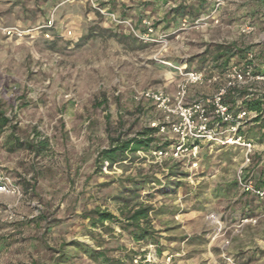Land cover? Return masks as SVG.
I'll return each instance as SVG.
<instances>
[{
  "label": "rangeland",
  "instance_id": "rangeland-1",
  "mask_svg": "<svg viewBox=\"0 0 264 264\" xmlns=\"http://www.w3.org/2000/svg\"><path fill=\"white\" fill-rule=\"evenodd\" d=\"M97 1L130 20L136 32L144 31L143 19L150 20L151 40L138 39L88 0H0V107L10 119L0 132V174L22 192L18 200L0 194V205H11L15 214L11 221L0 215V264H127L131 254L140 264H165L169 255L167 264H221V233L230 237L224 251L238 264H264V217L236 228L241 216L264 210V199L240 192L238 184L215 191L236 181L239 147L201 142L196 167L186 159L156 158L152 149L127 152L111 165L96 161L109 138L133 137L162 123L152 103L134 100L136 92L151 88L173 94L179 68L220 75V61L212 59L216 45L263 44L264 0ZM177 5L185 9L173 16ZM51 14L62 36L46 39L35 32L18 40L1 30L37 26ZM240 61L236 56L229 63ZM216 87L189 84L187 101L205 98ZM234 90L261 91L264 82ZM240 132L254 143L243 171L253 181L264 177V129L247 120ZM10 136L23 143L41 141L45 148L38 154L10 149ZM155 136L169 145L176 139L170 129ZM177 162L170 175L169 166ZM136 203L154 208L149 220L161 252L133 241L123 227L120 208ZM93 209L118 220L105 222V229L91 228L85 217ZM210 212L219 216V225ZM73 242L100 249L110 261L93 262Z\"/></svg>",
  "mask_w": 264,
  "mask_h": 264
},
{
  "label": "built area",
  "instance_id": "built-area-1",
  "mask_svg": "<svg viewBox=\"0 0 264 264\" xmlns=\"http://www.w3.org/2000/svg\"><path fill=\"white\" fill-rule=\"evenodd\" d=\"M90 7L99 14L107 17L115 24L129 27L134 35L144 41H150L153 32V24L150 20L143 19L144 31H135L130 20L122 18L107 8L106 5L99 3L97 0H88ZM219 2V1H218ZM218 5V3H217ZM5 37L8 39L22 40L25 37L33 38L35 32H40L46 39L62 36L58 30H55L53 15L38 24L28 28L20 26L1 27ZM51 32L56 34L53 36ZM67 34L71 32L66 31ZM252 54H247V60H251ZM178 73L180 80L176 85L173 94H168L160 89H145L136 92L133 96L136 102L147 101L152 103L162 114V123L153 126L158 127L160 133H164L165 129H170L176 139L169 145L167 150L157 149L153 151L156 158H162L168 155L171 159H186L191 167L198 165L199 146L201 142L210 145L233 146L239 147L242 154V164L237 172L236 181L238 188L242 193H249L257 199H264V183L260 187H256L251 175H246L245 169L251 162L254 150V143L244 138L240 134V129L245 121L252 120L257 115L255 111L230 107L225 101V97L229 91L241 88L251 83L264 82V74H253L251 65L248 62L229 63L220 75L211 74L209 77L201 70H185L179 68ZM216 84L214 92L201 99L187 101V86L189 84H201L203 82ZM0 194L12 196L16 200L22 196L21 189L12 181V179L4 174H0ZM0 215H5L6 219L11 221L15 219L14 210L11 205H0ZM208 217L216 224H220L219 216L214 212H210ZM259 217H264V210L258 216H241L236 228L245 224H255ZM22 219V217H19ZM221 228H219L220 233ZM221 238V264H238L232 255L226 254L225 248L230 243V237L220 234ZM153 246V244H149ZM172 256L166 257L167 264ZM135 264H140L139 257L133 259Z\"/></svg>",
  "mask_w": 264,
  "mask_h": 264
},
{
  "label": "trees",
  "instance_id": "trees-1",
  "mask_svg": "<svg viewBox=\"0 0 264 264\" xmlns=\"http://www.w3.org/2000/svg\"><path fill=\"white\" fill-rule=\"evenodd\" d=\"M47 1V0H42ZM202 4V2H201ZM185 9L184 6L177 5L171 11L173 16L180 15L183 13ZM199 14L198 8L194 10V16ZM48 18L46 16L43 19V22ZM247 47V48H238L235 45H216L214 48L212 59L214 62L220 61V64L217 66H221L223 70L229 65V61L231 58L239 56L241 58V62H248L251 65L253 74H264V43L256 46V48ZM251 53V60H247V54ZM225 101L230 105V107H234L236 104L238 108L246 109L249 111H255L257 115L252 118V122L259 123L260 127L264 129V90L250 92L247 90H231L225 97ZM10 126V119L4 112V110L0 107V132L3 131L5 127ZM158 127H150L146 126L142 128L139 132H137L136 136L129 138H109L110 145L107 148L102 149L98 153V157L96 159L97 162L103 164V162H107L109 165L113 164L118 160H124L125 154L127 152H134L138 150L150 151L157 149H166L169 146V142L159 140L155 135L158 134ZM240 134H242L240 132ZM243 135V134H242ZM244 136V135H243ZM8 144L10 149L15 148H27L35 153L41 152L45 145L39 142H26L23 143L14 139L12 136L9 137ZM245 139L253 142V139L249 137H245ZM261 143H264V132L262 133ZM179 166V163L171 164L168 168L169 174H173V168ZM247 173L245 171V177ZM254 180V185L256 187H260L264 183V177H257ZM237 187V181L230 182L226 184L223 188H215V191L218 192H226L231 189H235ZM214 191V193H216ZM201 203V202H200ZM202 204V203H201ZM154 210V208L148 204L136 203L131 208L122 209L120 208V214L124 217L126 221V225L129 229V234L132 237V240L135 242H145L148 244H153L158 247V251L161 252L163 249L158 245V240L155 237L156 231L152 229L150 225L149 215ZM88 219V224L91 228L101 227L103 229L106 228L104 226L105 222L116 221L118 218L107 210L93 209L90 210L88 216L85 217ZM195 239V237L193 238ZM74 245L79 248L83 254H85L90 260L93 262L99 261L100 258L104 261L109 262L105 253L100 249H95L89 245L83 244L81 242H73ZM136 254H131L129 256L127 264H135L133 259L136 257ZM114 262V263H113ZM141 263V262H140ZM110 264H126L125 262L119 261H111Z\"/></svg>",
  "mask_w": 264,
  "mask_h": 264
}]
</instances>
